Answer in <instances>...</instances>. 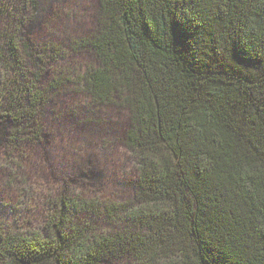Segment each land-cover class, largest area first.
I'll use <instances>...</instances> for the list:
<instances>
[{
    "label": "trees",
    "instance_id": "trees-1",
    "mask_svg": "<svg viewBox=\"0 0 264 264\" xmlns=\"http://www.w3.org/2000/svg\"><path fill=\"white\" fill-rule=\"evenodd\" d=\"M40 4L0 0L12 149L41 140L50 93L74 83L128 114L136 179L130 200H54L41 229L0 228V264H264V0H99L71 51L23 35ZM81 52L93 60L45 81Z\"/></svg>",
    "mask_w": 264,
    "mask_h": 264
},
{
    "label": "rangeland",
    "instance_id": "rangeland-1",
    "mask_svg": "<svg viewBox=\"0 0 264 264\" xmlns=\"http://www.w3.org/2000/svg\"><path fill=\"white\" fill-rule=\"evenodd\" d=\"M40 5V17L25 20L23 27V35L39 51L49 44L71 51L96 30L99 0H41ZM9 24L0 17V32ZM62 56L66 58L57 57L46 67L45 81L93 60L82 52ZM41 120V140L15 151L9 141L10 123L0 122V228L41 229L54 200L132 199L137 170L123 145L127 113L116 106H95L78 85L66 83L50 93Z\"/></svg>",
    "mask_w": 264,
    "mask_h": 264
}]
</instances>
